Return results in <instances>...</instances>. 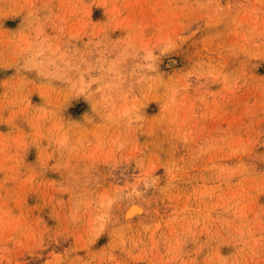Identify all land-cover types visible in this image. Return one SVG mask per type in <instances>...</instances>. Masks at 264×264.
<instances>
[{
    "label": "rangeland",
    "instance_id": "374dc122",
    "mask_svg": "<svg viewBox=\"0 0 264 264\" xmlns=\"http://www.w3.org/2000/svg\"><path fill=\"white\" fill-rule=\"evenodd\" d=\"M0 264H264V0H0Z\"/></svg>",
    "mask_w": 264,
    "mask_h": 264
},
{
    "label": "bare ground",
    "instance_id": "6f19581e",
    "mask_svg": "<svg viewBox=\"0 0 264 264\" xmlns=\"http://www.w3.org/2000/svg\"><path fill=\"white\" fill-rule=\"evenodd\" d=\"M133 209V208H132ZM132 211H135V208H134V210H132Z\"/></svg>",
    "mask_w": 264,
    "mask_h": 264
}]
</instances>
